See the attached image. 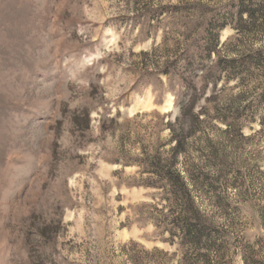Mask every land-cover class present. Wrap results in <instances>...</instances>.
Listing matches in <instances>:
<instances>
[{
  "label": "rangeland",
  "instance_id": "rangeland-1",
  "mask_svg": "<svg viewBox=\"0 0 264 264\" xmlns=\"http://www.w3.org/2000/svg\"><path fill=\"white\" fill-rule=\"evenodd\" d=\"M260 7L0 0V264H205L149 166L178 135L207 261L264 264ZM194 95L207 113L178 125Z\"/></svg>",
  "mask_w": 264,
  "mask_h": 264
},
{
  "label": "trees",
  "instance_id": "trees-1",
  "mask_svg": "<svg viewBox=\"0 0 264 264\" xmlns=\"http://www.w3.org/2000/svg\"><path fill=\"white\" fill-rule=\"evenodd\" d=\"M263 10L264 8L260 7L254 12L262 13ZM242 14H247L251 19L254 16V13L247 9H242ZM198 101L199 97L194 95L181 108L180 116L176 118L178 125L182 126L189 122L199 124L201 122L202 115L207 113V111L202 109L200 112L195 113ZM84 115L83 123L85 122L86 128H89L90 114L86 112ZM74 122L75 124H81L82 120L76 117ZM229 129H233V126L229 125ZM185 141L184 135H178L175 138V146L171 149L172 156L165 159L162 156H157L152 163H149V166L152 168L153 174L165 185V189L171 194L169 200L176 206L179 212L175 223L180 238L186 242L187 246L194 249L195 253H199V258L205 264H210L207 261L209 253L214 249L216 252H219L215 243L211 241L212 225L209 223L207 217L202 214L195 201L193 191L190 189L191 185L188 182L190 180L189 175H183L175 169L176 157L179 153L183 152ZM150 185L154 184H149L148 186Z\"/></svg>",
  "mask_w": 264,
  "mask_h": 264
}]
</instances>
